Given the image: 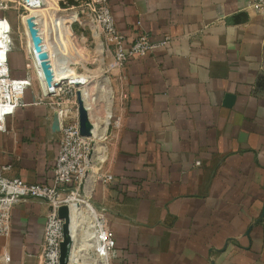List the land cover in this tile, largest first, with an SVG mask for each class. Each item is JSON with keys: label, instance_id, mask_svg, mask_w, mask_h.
Segmentation results:
<instances>
[{"label": "crops", "instance_id": "obj_1", "mask_svg": "<svg viewBox=\"0 0 264 264\" xmlns=\"http://www.w3.org/2000/svg\"><path fill=\"white\" fill-rule=\"evenodd\" d=\"M249 1L109 0L127 41L169 36L127 61L121 126L89 168L115 239L109 264H264V13ZM24 98L0 130L1 172L46 181L60 132ZM49 207L13 204L0 264H43Z\"/></svg>", "mask_w": 264, "mask_h": 264}, {"label": "built area", "instance_id": "obj_2", "mask_svg": "<svg viewBox=\"0 0 264 264\" xmlns=\"http://www.w3.org/2000/svg\"><path fill=\"white\" fill-rule=\"evenodd\" d=\"M51 1L0 0V130L6 129V115L27 103L24 94L29 88L32 95L28 102H41L52 114L55 111L60 132L49 180L27 181L18 175H7L1 171L9 165L1 164L0 234L10 230L15 202L27 198L46 201L50 207L43 226V264H58L63 237V217L58 214V206L89 199L93 207L81 212L80 241L95 253L94 258L103 256L109 264L115 252L113 231L104 208L90 198L88 169L93 161L105 156L99 157L98 144L91 143L93 119L102 123L103 136L112 129L116 133L128 99L127 61L165 45L169 36L153 39L141 30L127 41L117 27L109 0ZM249 4L264 13V0H250ZM31 7L38 10L31 17L40 36L39 50L34 47L26 21ZM7 9L15 11L14 20L5 13ZM16 30L23 32L17 44L13 39ZM15 49L21 50L24 58L20 75L13 74L10 67L9 52ZM40 50L46 52L45 57L38 56ZM42 59L51 70L49 81ZM77 91L92 123L89 134L80 132ZM112 176L109 170L98 171L103 182Z\"/></svg>", "mask_w": 264, "mask_h": 264}, {"label": "water", "instance_id": "obj_3", "mask_svg": "<svg viewBox=\"0 0 264 264\" xmlns=\"http://www.w3.org/2000/svg\"><path fill=\"white\" fill-rule=\"evenodd\" d=\"M27 21V25H28V30L31 36V39L33 41L34 47L36 50L40 49V45H39V40H40V36L37 34L36 32V28L35 26H33V20L32 17H27L26 18ZM46 52L45 51H39L38 52V56L43 58L45 57ZM45 75H46V79L47 81L50 80L51 78V70L49 68V64L45 59L41 60ZM77 95H78V110H79V128H80V132L83 134H89L90 133V129L92 127V123L88 118L87 112L85 107L82 104V99H81V93L80 91H77ZM232 97L231 93H227L226 94V102H229V99ZM51 127L54 129H59V123H58V118H57V114L54 111L52 114V122H51ZM58 214L59 216L63 217V237L62 240H60V246H59V261L58 264H64V254H65V240L67 238L68 235V228H69V222H68V209L66 204H61L58 206Z\"/></svg>", "mask_w": 264, "mask_h": 264}, {"label": "rangeland", "instance_id": "obj_4", "mask_svg": "<svg viewBox=\"0 0 264 264\" xmlns=\"http://www.w3.org/2000/svg\"><path fill=\"white\" fill-rule=\"evenodd\" d=\"M52 1L54 3L55 0H52ZM54 6L57 7V5H54ZM32 8L33 7H31L30 10H32ZM5 13L7 15H9L10 17H12L13 20L15 19V11L13 9L5 10ZM19 31L20 30H16L13 33L14 43H16V44L18 43L20 36L22 37V35H23V32H19ZM9 58H10V67L13 70L14 73H19L20 71H23L24 58L22 56V51L21 50L15 49V50L10 51L9 52ZM27 94H30V96L32 95V92H31V90L29 88L25 89V95H27ZM108 133H107L106 136L105 135L103 136V133H102L101 135H99V138L96 137L97 139L94 138L91 141V143L93 145H97L98 144L99 150L102 151V152H100L98 154V156H100L102 154L105 155L103 141L106 140L107 143L110 144V141H112V139L114 137L113 129L110 132H108ZM91 153H93V149L91 150ZM93 162H95V161H93ZM88 171H89V169H88ZM77 202H79V201H77ZM79 203H81V202H79ZM85 203H87V204L90 203L91 204L89 199H86V201H84L81 204L85 205ZM78 222L81 224V219L80 218L78 219ZM79 225H78V229H77L76 237H75V242H76L75 248H77V252H78V259H77V262H75V264H97L98 261L96 260V258H94L95 257V253L92 252L90 249H86V246L83 245L82 240L80 241L81 236H80V233L78 232L80 230V226Z\"/></svg>", "mask_w": 264, "mask_h": 264}, {"label": "bare ground", "instance_id": "obj_5", "mask_svg": "<svg viewBox=\"0 0 264 264\" xmlns=\"http://www.w3.org/2000/svg\"><path fill=\"white\" fill-rule=\"evenodd\" d=\"M51 2H53V1H51ZM55 10L56 9H53V11H55ZM37 11L38 10H36V8H32V10L29 11L28 16L31 17V16L36 15ZM28 40L30 42V38H28ZM103 129H104V127H103L102 123H100L99 120L94 118L93 119V128H92V133H91L92 138H95V139L99 138V135H101L103 133ZM103 156H104V154L100 155L99 157L103 158ZM66 206L68 209L69 228H68V235H67L68 240L66 239L64 241L65 242L64 246H65V250H66L65 254H64V264H75V262H77V259H78L77 248H75L76 232L78 229V225L80 224L78 222V219L80 218L82 220L81 212H82L83 208H86L87 210H91L93 206L90 203H88V204L85 203V205L84 204L82 205L81 203L74 201V200L71 201L69 204H66ZM96 260L98 261L97 264H106L105 257H103V256L96 257Z\"/></svg>", "mask_w": 264, "mask_h": 264}]
</instances>
